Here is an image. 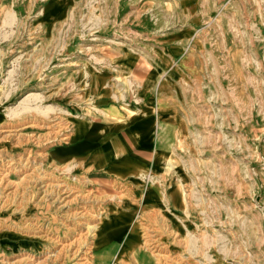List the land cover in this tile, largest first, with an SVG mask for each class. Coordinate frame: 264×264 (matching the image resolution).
Segmentation results:
<instances>
[{
	"label": "rangeland",
	"instance_id": "obj_1",
	"mask_svg": "<svg viewBox=\"0 0 264 264\" xmlns=\"http://www.w3.org/2000/svg\"><path fill=\"white\" fill-rule=\"evenodd\" d=\"M143 97L159 166L64 157ZM0 264H264V0H0Z\"/></svg>",
	"mask_w": 264,
	"mask_h": 264
},
{
	"label": "crops",
	"instance_id": "obj_2",
	"mask_svg": "<svg viewBox=\"0 0 264 264\" xmlns=\"http://www.w3.org/2000/svg\"><path fill=\"white\" fill-rule=\"evenodd\" d=\"M122 73L123 68H120L117 74ZM153 75L150 72L149 76L142 80L143 96L153 80ZM96 82L93 80L91 87H94ZM164 82L160 86L166 89ZM159 98L151 105L143 97L138 114L122 111L116 105H109L104 109L99 123L76 125L73 136L75 141L67 148L64 157L76 163H86L92 169L101 170L114 179L133 176L151 166H159L167 151V143L163 138L168 137L167 129H172L171 126L174 125L169 117L162 114L166 112L163 111L166 104L162 97ZM120 157L126 160L122 172L112 168ZM154 188L153 198L147 197L144 192L143 205L152 209L165 207L168 210H175L177 200L180 203L179 196L165 197L156 187ZM123 245L124 243L121 248Z\"/></svg>",
	"mask_w": 264,
	"mask_h": 264
}]
</instances>
